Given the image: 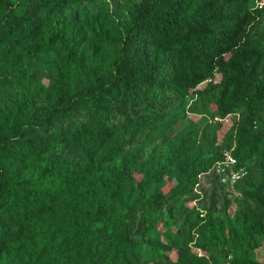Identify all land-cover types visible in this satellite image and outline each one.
Segmentation results:
<instances>
[{"label":"trees","instance_id":"1","mask_svg":"<svg viewBox=\"0 0 264 264\" xmlns=\"http://www.w3.org/2000/svg\"><path fill=\"white\" fill-rule=\"evenodd\" d=\"M97 3L0 0V264H262L264 0ZM225 151L248 170L228 233L185 209Z\"/></svg>","mask_w":264,"mask_h":264},{"label":"rangeland","instance_id":"2","mask_svg":"<svg viewBox=\"0 0 264 264\" xmlns=\"http://www.w3.org/2000/svg\"><path fill=\"white\" fill-rule=\"evenodd\" d=\"M135 0H99V3H97L95 6H91L89 9L91 11H96L99 8H106V9H120V10H127L132 6V3ZM264 28V17L261 19V25L259 29ZM193 101L192 99L188 100V104H191ZM205 109H209L210 106L204 102ZM202 116H191L192 120L195 122H198L201 119ZM235 121V117H229L227 120H224L223 122L217 121H209L210 125L218 126L220 123L222 125L219 129H209L207 131L208 135L211 138H217L220 142L222 141L224 135L229 131L231 126L233 125V122ZM184 126H181L180 129H182ZM200 146L202 150L205 152L207 150V144L206 141L202 138L200 141ZM182 178L181 174H178L176 177L170 178L168 180V185L165 187V191H168L173 186H175ZM201 185L196 188L195 192L199 194V198L197 200H194V202L191 204H186V210H191L193 207L200 213L201 217H206L208 213H211L213 218H219L222 220L221 222H224V228L225 232L228 233L229 225L228 221V215L234 217L236 214L237 209H240L242 207V195L238 193V191H235L233 189V186H231L228 183H224L220 180V183L218 185H212L206 182L205 176H201L200 178ZM208 195V199L206 197V194ZM215 194L214 199V208L212 204V199H210V196ZM226 199H228V215L225 213V202ZM167 209L165 208V211ZM163 211V213H159L156 215V219L158 221L157 225V231L163 232L162 233V241L168 240L169 238L165 236V233H173L178 234L180 230V224L176 222L175 220H171V225L169 227H166L165 221L169 218V215ZM233 219V218H232ZM255 241H257V244L259 245V250L256 252V256L259 259V261L264 264V232L255 235ZM212 249L208 252H202L200 251L201 255H206L207 257H213L214 260H212L211 264H229L231 262V258L225 257V255L221 251V246L218 243L212 244ZM172 259L176 258L175 252L171 254Z\"/></svg>","mask_w":264,"mask_h":264},{"label":"built area","instance_id":"3","mask_svg":"<svg viewBox=\"0 0 264 264\" xmlns=\"http://www.w3.org/2000/svg\"><path fill=\"white\" fill-rule=\"evenodd\" d=\"M258 6L262 7L263 3L259 2ZM209 173L219 175L222 182L234 186L248 175V170L239 165L232 152L225 151L223 157L213 165Z\"/></svg>","mask_w":264,"mask_h":264}]
</instances>
